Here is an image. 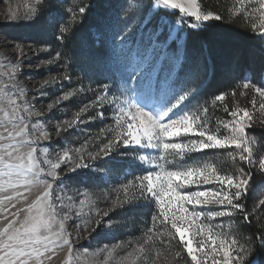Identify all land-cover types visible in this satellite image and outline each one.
Returning <instances> with one entry per match:
<instances>
[{
  "label": "snow or ice",
  "instance_id": "obj_1",
  "mask_svg": "<svg viewBox=\"0 0 264 264\" xmlns=\"http://www.w3.org/2000/svg\"><path fill=\"white\" fill-rule=\"evenodd\" d=\"M252 3L253 0H234L230 8L218 12L204 7L202 0H123L115 20L108 15V9L96 13V9L103 6L92 0H32L31 3L25 0L23 16L10 10L6 17L8 22L43 21L58 46L65 48L85 27L89 16L96 14L95 23L88 26L89 32L95 36L96 43L103 42L111 32L113 52L119 50L120 69L118 74L105 78L110 83L97 84L95 88L88 86L87 91L94 99L75 112L72 119L56 124L55 135L60 137L62 132L76 126L82 114L90 109L97 111L93 119L101 121L105 120V110L110 111L113 124L86 139L79 148L64 147L54 158H49L48 147H37L41 140L50 139L40 120L43 113L35 110L34 103L26 98L28 90L16 79L23 71L21 65L29 57L23 45H14L19 59L12 64L10 72L4 73L9 85L0 87V102L7 105V108L0 107L3 114L0 123V264H51L58 249L67 252L65 264H73V261L80 264L79 256L88 255V249L83 253L76 251L66 222L73 217L82 220L76 225L75 239H79L81 229L88 231L93 223L98 227L105 218L111 220L110 214L116 209L141 201L155 205L157 211L151 216V227L147 228L143 243L129 252L128 257L139 253L145 259L150 258L151 264H169L167 256L161 261L160 250L155 257H149V251L158 243L171 251L173 260H183L184 264H209V261L210 264H262L260 253L253 254L250 245L264 250V218H258V244L256 233L249 237L230 235L224 231L223 223L215 221L217 218L231 221L239 214L247 222L251 215L264 209V199H259L258 207L254 204L251 212L242 202L252 179L251 171H246L242 165H258L264 173V154H258L257 142L249 135L253 125L259 122L264 126V120L257 119L255 98L251 110L239 104L230 108L228 98L235 100L236 90L220 91L209 87L208 83L210 74L217 72L229 79L238 76L244 89H254L264 100V87L252 83L255 79L264 84V0H255L258 7L249 10ZM137 15L140 22L147 19L151 24L153 20L163 19L165 23L141 32L139 41L130 47L127 22ZM224 19L240 22L250 29L261 40L259 49H245L224 40L200 39L202 32L212 31L214 22ZM119 21H123L122 26ZM165 28L169 36L161 40L160 34ZM53 51L55 55L44 61L45 65L62 62L64 54L49 42L36 49L38 53ZM62 79L71 81V76L65 72ZM56 82L55 77L41 81L36 89L38 96H44L43 89ZM202 90L210 93L203 104L181 108L190 97H199ZM76 93H85V88L64 92L49 103L47 109H53ZM156 98H164L165 104L159 110H150L147 105ZM208 105L212 109L221 107L230 118L217 119L213 126ZM259 114L264 115V102L259 104ZM133 146L158 153L137 156L153 170L147 168L146 175L134 176L122 184L108 208L96 207V202L86 193H67L61 180L67 173L88 168L92 166L89 162L104 160L118 149ZM206 150H225V158L232 162L231 169L212 163L217 157L187 163V157ZM34 186L40 191L33 197ZM81 195L84 198L77 203ZM86 204L90 206L87 213L84 212ZM107 226L116 224L110 222ZM229 229L236 231L231 224ZM120 247L122 245H113L109 249L105 245L92 255L108 252L111 256ZM174 247L176 250L172 251Z\"/></svg>",
  "mask_w": 264,
  "mask_h": 264
},
{
  "label": "rangeland",
  "instance_id": "obj_2",
  "mask_svg": "<svg viewBox=\"0 0 264 264\" xmlns=\"http://www.w3.org/2000/svg\"><path fill=\"white\" fill-rule=\"evenodd\" d=\"M32 0H28V3H31ZM106 9H108V15L115 20L116 13L119 11V6L123 2V0H105ZM234 0H228V8H230L233 4ZM24 4L25 0H0V87H4L5 85H9V79L7 75L4 73H8L12 70V64L15 63L17 59H19V53L15 50V44H21L24 46V51L27 53L29 59L21 65L23 69L22 73H19L16 77L17 82L25 89L28 90L27 99L32 101L35 105V110L43 113V116L40 118L41 123L45 126L47 131L50 134V139L45 141L41 140L40 144L37 145L38 148L48 147L50 156L49 158H54L57 152H60L64 147L68 148H79L86 139L89 137H95L100 133L102 128H106L113 124V121L110 119L111 112L105 110V120L101 121L99 119H93L96 117L97 111L94 109H90L88 112L83 113L79 122L73 128L67 130V132H62L60 137L55 135V125L58 123H62L64 120L72 119L75 112L79 111L84 104L90 103L94 97L90 92L87 91L89 85L92 88H95L97 84L102 83H110L111 81L106 80L105 78L112 75L113 73L119 72L120 69V57L119 50L113 52V46L111 42V32L109 31L107 36L104 39V43L107 47V53L104 55V67L105 71L100 75L99 80L97 81L96 75L97 70H93L91 74L95 76L93 78V84L88 82V79L84 77L82 73H78V78L74 79L72 82L73 75L68 73L71 76V81L63 80L62 77L65 72H58L57 70H50L52 65H45L43 62L46 60L52 59L55 55L53 53H38L36 49L42 47L44 43H36L33 41V30L38 28V25H34L35 23H28L24 21L17 22H8L6 17L10 14L11 11H17L21 16H23L24 12ZM258 7V4L253 0L251 8ZM178 11V10H177ZM122 15V12L120 13ZM151 14H149V18ZM175 19L177 17H171ZM141 18L139 15L134 16L128 20V28L129 31V46L134 47L135 44L133 42L139 41L140 33L147 32L153 30L155 26L158 24H164L165 21L161 19L160 21L153 20L151 24H148V20L145 19L143 22H140ZM40 22V21H39ZM43 22V21H42ZM259 21L257 20V23ZM121 26L123 25V21L118 22ZM145 24L148 25L145 28ZM32 26V27H31ZM42 26H44L42 24ZM41 32V30H40ZM95 32V29L93 30ZM182 34V33H181ZM178 34V35H181ZM169 36V32L167 28L160 34L161 40H167ZM259 38V37H258ZM44 42V41H43ZM175 43V41H173ZM39 66V67H38ZM55 77L57 78V82L46 86L43 90L46 93L44 96H38L36 89L40 87L41 81ZM66 82V83H64ZM253 83V82H252ZM243 84V81L240 82L239 86ZM254 84V83H253ZM256 87V84H254ZM261 86L264 87V84L261 83ZM79 87L85 88V93H76L73 97H70L67 101H61L60 104L54 105L53 109H47V105L52 103L56 98L62 95L64 92L72 91L73 89H77ZM243 87V86H242ZM250 90L251 94L256 95L257 98V119L258 121L264 120V115L259 114V104L264 102L258 93L254 92V89ZM12 90H9V94H11ZM35 97V99H34ZM252 100H250V104L248 106L249 110L252 108ZM73 101L76 102V105L73 104ZM204 99L201 97H190L189 100L184 102V105H181V108L186 106H192L196 104H203ZM165 104L164 98H156L153 103L147 105L150 110L156 111L159 110L162 105ZM192 104V105H191ZM241 107H245L244 105H240ZM0 107L7 108V105L3 102H0ZM209 114L211 116L213 126L217 119L227 120L230 118L229 114H225L223 109L217 107L216 109H212L210 105ZM179 111V110H178ZM3 122V114L0 113V123ZM33 123L35 120L32 121ZM11 126H9L10 128ZM261 123L257 122L253 125V127L249 130V135H251L256 140V149L258 150V154H264V148L260 143V138L254 132V130L261 128ZM264 127V126H263ZM2 130V128H0ZM67 141V143H66ZM123 149H127L124 151ZM92 150V149H89ZM146 151V152H144ZM128 153V154H125ZM140 154H152L158 155L152 149H144L138 146H133L129 148H122L115 151L108 158H118L122 160H126L128 163H136L141 167L138 169V172L133 176H126L125 178L117 177V175H111L106 171L104 166V161L108 158H105L101 161L89 162L92 166L88 168H80L75 172L67 173L64 177L61 178L63 181L67 193L69 195H75V193H86L87 197L96 202V207L100 209H106L109 207L111 200L117 198V190L120 189V186L124 183H127L128 180L133 179L134 176H142L146 175V171L149 166L141 163L137 156ZM226 151L225 150H206L205 153H193L191 157H187V163L191 164L194 160H204L211 159L212 157H217L218 160H212V163L216 164L218 167H222L225 170H230L232 167V162L229 159H226ZM258 158L257 157H254ZM245 167L246 171H251L252 179L249 184V191L247 196L243 199V203L246 208L251 212L253 205L256 204L258 207L259 199H264V173H261L258 165L248 166L242 165ZM149 170H153L150 169ZM82 171H87L95 176H101L104 179V184L101 187V190L92 191L89 190L84 185L74 184L72 181V177ZM112 180L114 182H112ZM111 186V188H110ZM210 187V186H209ZM195 190V189H193ZM201 190H204L201 188ZM40 191L38 186H34L32 189L33 197L36 193ZM119 195L123 197V192L120 191ZM84 196L81 195L77 199V203L79 199H83ZM153 205L150 202H138L132 205H125V207H131L134 211L135 208H140L137 211L136 216H130L126 218L123 214L120 215L118 219L112 218V213L110 214L111 220L105 218L103 223L96 227L93 223L88 231L80 230V238L75 239L76 225L80 224L82 220L80 218L73 217V219L66 222L65 226L67 231L73 234L74 239V248L78 253H83L84 249H88V255L79 256L80 264H151V259L143 258V254H135L131 257H128V253L132 252L133 249L137 248L139 244L143 243L145 239V232L147 228L151 227V223L149 224L147 219L144 217L146 206ZM153 214L156 213L157 209L155 205H153ZM89 205H85L84 212L87 213L89 211ZM135 212V211H134ZM133 220H137V227L131 228V224ZM115 223V227H108L107 224ZM217 224L223 223L225 225L224 231L226 233H230V235L240 234L239 226L243 222V218L241 215L234 216L231 221L227 218H217L215 221ZM229 224H231L232 228L235 229V232H230ZM170 227V225H169ZM131 242V243H129ZM243 243V241H241ZM105 245L108 246L109 249L112 248L113 245H122L120 248H116L112 255L109 256L108 252H100L97 255H92V253H97L98 249H103ZM194 247L196 244L194 243ZM157 250H160L162 253L161 261L164 260V257L167 256V260L169 264H184L183 260H173L171 251L166 248L161 247L158 243L151 248L149 251V257H155V253ZM176 250L175 247L172 251ZM187 260L190 261V257H187L186 251L184 253ZM141 258L138 259L137 257ZM107 257V259H105ZM67 259V252L65 249H58L57 253L52 260L51 264H65ZM75 264V261H73ZM160 264V262H158ZM210 264V261H209Z\"/></svg>",
  "mask_w": 264,
  "mask_h": 264
},
{
  "label": "trees",
  "instance_id": "obj_3",
  "mask_svg": "<svg viewBox=\"0 0 264 264\" xmlns=\"http://www.w3.org/2000/svg\"><path fill=\"white\" fill-rule=\"evenodd\" d=\"M93 3L102 5V8H97L96 13L102 12L106 9L105 0H92ZM204 7L209 10H215L218 12H224L226 8H228V0H202ZM97 19V15L89 16L88 21L85 22V27L81 29L70 41L67 43V47H59L58 42L54 41L53 33L51 29L47 26L46 23L40 21L35 23L34 25H38L41 30H33V41L36 43H44L49 42L52 44L53 48L56 51H61L64 54V59L62 62L54 64L53 67H50V70H57L58 72H67L73 75L72 82L74 79L78 78V73H82L85 78L88 79V82L93 84L95 83L93 78L92 71L97 70V81L99 80L100 75L105 71L104 60L103 57L107 53V47L104 42L96 43L95 36L91 35L89 32V25L95 23ZM246 22V21H245ZM215 27L212 31H205L200 34V39L203 41H217L224 40L231 44L240 46L242 48H257L259 49L261 40L257 36H255L250 29H247L241 25L240 22L232 23L228 19H224L222 21H216ZM42 24L44 26H42ZM32 27V26H31ZM94 29H92L93 32ZM44 41V42H43ZM55 54V51L52 52ZM258 62V60H257ZM66 65H68L66 67ZM247 75H251L248 73ZM242 80L238 76H234L232 78H226L225 74L222 72H217L215 74H210L209 76V87L213 89H218L220 91H228L231 92L233 89L236 90V99L232 100L230 97L228 98V103L230 108L235 104L246 105L249 106V102L253 98H257L256 95L251 94L250 90L244 89L242 85L239 86ZM252 82L257 86H261V82L253 79ZM66 83V82H64ZM243 93V95H241ZM210 93L206 90H202L201 97L202 99H208ZM73 104L76 105V102L73 101ZM221 108V107H220ZM222 109V108H221ZM226 114V113H225ZM228 115V114H227ZM254 132L260 138V143L264 148V127L255 129ZM127 151V149H123ZM104 166L106 171L111 175H117V177L125 178L126 176H133L138 172V169L141 167L139 164L127 162L125 159H118L115 157L108 158L104 161ZM131 173V174H129ZM72 181L77 185H84L89 190L98 191L101 190V187L104 184V179L101 176H95L87 171H82L75 174L72 177ZM112 182H114L112 180ZM111 188V186H110ZM144 212V217L147 219L148 223H151V216L153 215V205L146 206ZM140 208H135L134 211L131 207H124L122 209L118 208L113 212L112 218L118 219L120 215H124L126 218L130 216H136L137 211ZM258 218H264V209H260L255 214L251 215L249 220L241 223L239 226L240 234H243L244 237H249L253 233H256V244L259 243V232L257 231L260 228V224L258 223ZM131 224V228L137 227V220H133ZM254 249L253 254L260 253L259 259L264 264V250L255 247V245H250Z\"/></svg>",
  "mask_w": 264,
  "mask_h": 264
}]
</instances>
